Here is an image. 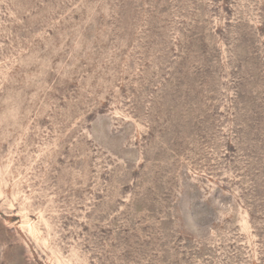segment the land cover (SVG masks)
<instances>
[{
	"label": "rangeland",
	"instance_id": "374dc122",
	"mask_svg": "<svg viewBox=\"0 0 264 264\" xmlns=\"http://www.w3.org/2000/svg\"><path fill=\"white\" fill-rule=\"evenodd\" d=\"M0 264H264V0H0Z\"/></svg>",
	"mask_w": 264,
	"mask_h": 264
}]
</instances>
